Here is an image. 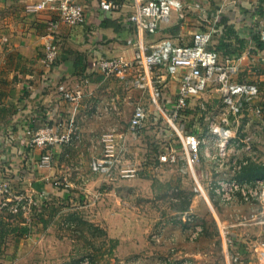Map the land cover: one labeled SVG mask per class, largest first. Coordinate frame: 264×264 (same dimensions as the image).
I'll use <instances>...</instances> for the list:
<instances>
[{
	"label": "crops",
	"instance_id": "0c3cea01",
	"mask_svg": "<svg viewBox=\"0 0 264 264\" xmlns=\"http://www.w3.org/2000/svg\"><path fill=\"white\" fill-rule=\"evenodd\" d=\"M76 1L86 6L85 21L78 25L61 22L51 31L48 25L56 18L55 9L31 12L25 8L26 0H0V169L9 178L15 192L31 195L37 200L43 193L54 202L61 192L64 195H69V191L76 192L73 186L79 188V191L94 193L95 189H90L100 177L81 169L75 171L73 176H68V172L60 167L56 169L61 171H55L54 147L50 149L30 145L25 127L30 125L36 128L54 117L59 120L73 117L81 141L88 139L86 142H90L98 134L97 139L101 143L104 131L114 129L120 133L126 130L131 102L138 96L137 92L123 91L116 77H105L93 63L97 54L127 58L132 56V47L126 42L127 37L134 35V28L127 20L129 5L125 0H114L119 6L111 12H105L100 9L98 0ZM203 5V12L189 5L183 18L173 12L169 21L162 23L154 35H146V40L168 37L186 43L191 40L195 29H206L213 25L215 33L212 46L217 48L222 57L241 54L239 75L257 81L260 86V118L250 111L241 119L247 132L256 131L259 135L254 139V147L264 141V47L257 48L253 39L257 34L258 14L264 10V0H204ZM216 14L218 19L213 22ZM171 28L175 29L174 33L169 31ZM190 30L189 39L185 41L183 34H188ZM48 37H52L58 50L50 66L44 65L40 59ZM61 84L69 89L79 87L83 90L77 106L63 98L59 90ZM176 88L177 79L169 77L167 94L173 95ZM119 96L122 97L118 99ZM217 96V92L212 89L206 91L202 98L210 106L218 101ZM113 103L116 106H110ZM114 108L122 110L119 112ZM192 116L193 121L204 122L199 113L193 112ZM196 125L198 128L199 124ZM45 152L50 153L51 163L40 164V157ZM84 158L79 159V164H84ZM55 172L61 179H68L63 187L52 182L55 180ZM183 179L188 178L176 176L177 183ZM100 195V200L96 199L95 208L98 211L106 210L107 218L101 222L105 225L107 235L117 239L115 255L124 256L131 252L132 244L135 246L133 249L138 248L136 246L139 244L129 242L126 238L125 229L129 225L123 211L126 206L112 190L107 192L106 197ZM50 200L38 201L28 216L21 214V218L8 207L0 205V214L6 216L8 211L7 218L11 224L28 225V233L19 237L21 245L28 244L27 250L37 249V244L58 238L53 234L52 218L60 209L45 207L51 204ZM40 217L47 219L45 225L41 223ZM246 230L238 226L230 233L239 245H243ZM9 235L17 238L15 232L9 233L7 237Z\"/></svg>",
	"mask_w": 264,
	"mask_h": 264
},
{
	"label": "built area",
	"instance_id": "2783aa9c",
	"mask_svg": "<svg viewBox=\"0 0 264 264\" xmlns=\"http://www.w3.org/2000/svg\"><path fill=\"white\" fill-rule=\"evenodd\" d=\"M125 3L129 5L127 20L134 28V35L126 39L132 47V56L97 54L93 63L105 77H116L123 91H137L138 96L133 101L126 132L116 133L110 129L101 134L102 153L93 156L92 169L109 173L116 168L120 175L134 174V169L123 166L121 160L127 133H139L152 126L168 142L155 149L152 159L159 165L171 166L181 177L189 178L192 192L208 207H213L212 198L224 204L234 200L258 201L264 212V176L249 179L237 176L249 157L252 158L257 135L256 131L247 132L242 116L250 111L259 118L262 114L260 86L257 81L239 75L241 54L220 55L211 42L213 25L195 29L186 43L168 37L146 40V35H154L162 23L169 21L173 12L183 18L189 5L203 12L204 0H125ZM98 5L103 11L111 12L119 3L98 0ZM25 8L31 12L55 9L56 18L48 25L51 31L61 22L78 25L85 21L86 6L76 0H26ZM217 16L213 17V22L217 21ZM256 26L264 40V10L258 15ZM57 53L54 40L48 37L41 61L50 66ZM169 77L177 79L173 95L166 92ZM212 89L217 92L218 101L209 106L202 95ZM59 90L73 106H77L83 96L79 87L69 89L61 84ZM110 106H116V103ZM193 112L199 113L204 122L193 121ZM25 134L30 145L44 148L70 143L80 136L73 117L49 121L36 128L27 125ZM50 160V153L45 152L40 157V164H49ZM203 160L211 169L208 167L205 175H199L197 166ZM43 200H46L43 193L37 200L31 195L15 192L0 169L1 206H9L12 212L27 217L32 207ZM224 228L220 231L223 251L227 264H232L239 259L240 245ZM258 256L264 258V249L259 250Z\"/></svg>",
	"mask_w": 264,
	"mask_h": 264
},
{
	"label": "rangeland",
	"instance_id": "374dc122",
	"mask_svg": "<svg viewBox=\"0 0 264 264\" xmlns=\"http://www.w3.org/2000/svg\"><path fill=\"white\" fill-rule=\"evenodd\" d=\"M169 31L174 33L175 29ZM190 33L191 30L183 34L185 41ZM121 110L118 108L117 111ZM56 120L59 118L54 117L50 121ZM128 136L121 160L123 166L134 169V174L127 176L120 175L116 168L109 173L92 169L93 156L102 153L98 134L97 140L93 138L90 142H86L88 139L81 141L79 136L70 143L52 146L54 169L60 167L68 172V176L81 169L100 177L89 188L95 192L86 193L73 186L76 192L69 191V195L61 192L54 202L46 195L45 201L51 199L50 206L60 209L52 218L53 234L58 238L43 241L31 251L27 250V243L21 245L20 239L15 241V236H6L0 244V264H227L220 231L226 227L233 233L238 226L245 227L247 232L243 234V245H240L243 250H239V259L232 264H264V258L258 256L259 250L264 249V212L260 202L234 200L224 204L212 198L213 207H208L192 192L189 178L177 183L179 174L171 166L159 165L152 159L155 149L168 143L152 126ZM82 157L84 164H79ZM202 164L197 166L199 175H205L209 170L206 162ZM58 169L55 171H61ZM241 175L250 178L264 176V141L253 147L252 158L249 157ZM67 180L55 172L52 182L63 187ZM109 190L126 206L123 211L129 220L125 229L127 240L139 242L138 248L133 249L135 246L132 244L131 252L124 256L115 255L117 239L116 243L109 240L112 237L107 235L101 222L107 218L106 210L95 208L99 195L106 197ZM5 215L9 217L8 211Z\"/></svg>",
	"mask_w": 264,
	"mask_h": 264
},
{
	"label": "trees",
	"instance_id": "16d2710c",
	"mask_svg": "<svg viewBox=\"0 0 264 264\" xmlns=\"http://www.w3.org/2000/svg\"><path fill=\"white\" fill-rule=\"evenodd\" d=\"M256 32L257 34H255L253 36L254 41L256 42V47L257 48H262L264 47V40L261 39L260 34H259V28L256 27ZM215 47V46H214ZM216 48V47H215ZM217 49V48H216ZM237 56V55H236ZM245 165V164H244ZM244 165L241 167L240 171L238 172L237 176L241 179H249L250 177H243L241 175V170L244 167ZM45 207H51L50 205H44ZM54 208L51 209V211H53ZM16 215L21 218V213L20 212H16ZM51 216V214H50ZM50 218V217H49ZM49 220V219H48ZM40 221L43 225L46 224L47 219H44L43 217H40ZM29 231V227L26 224L17 226V225H13L8 221L7 216H3L0 214V244L4 242L5 237L9 234V233H13L15 232L17 234V238L15 241H18L20 236H25ZM111 242H115L116 243V239L114 238H110L109 239ZM113 245V244H112ZM112 248V246H110ZM110 248V249H111ZM240 248L243 250V248L240 246Z\"/></svg>",
	"mask_w": 264,
	"mask_h": 264
}]
</instances>
